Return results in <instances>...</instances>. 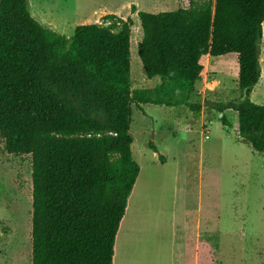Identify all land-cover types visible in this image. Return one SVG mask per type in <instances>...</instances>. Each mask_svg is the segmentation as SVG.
I'll return each instance as SVG.
<instances>
[{
	"label": "trees",
	"instance_id": "trees-1",
	"mask_svg": "<svg viewBox=\"0 0 264 264\" xmlns=\"http://www.w3.org/2000/svg\"><path fill=\"white\" fill-rule=\"evenodd\" d=\"M136 17L138 58L162 93L191 94L205 57H236L240 100L217 111L233 110L241 142L264 153V106L249 101L260 78L264 0H189L187 8ZM103 19L109 24L76 26L68 40L36 21L27 0H0V138L8 154L31 160L30 264H112L139 173L132 105H177L132 91V20Z\"/></svg>",
	"mask_w": 264,
	"mask_h": 264
},
{
	"label": "rangeland",
	"instance_id": "rangeland-1",
	"mask_svg": "<svg viewBox=\"0 0 264 264\" xmlns=\"http://www.w3.org/2000/svg\"><path fill=\"white\" fill-rule=\"evenodd\" d=\"M27 2L36 21L68 40L76 26H106L109 23L103 18L107 15L122 20L130 18L132 91H149L153 100L177 103L173 107L132 105L131 155L141 168L133 197L135 200L138 195L142 201L144 192H148L145 219L152 223V231L149 235L145 233L139 253L137 249L130 262L125 257L120 264H162L171 239V213L180 202L182 185L188 190L194 188V202L199 186L202 208L214 213L209 230L216 247L215 264H264V153H256L241 142L237 114L233 110L225 109L221 114L217 111L220 105L240 100L236 57H210L205 62L204 79L186 95L158 90L160 78L147 79L137 55L142 31L136 13L187 8L189 0ZM131 7L135 12H131ZM259 49L261 75L249 101L264 106V21ZM195 105L198 111L191 108ZM222 115L228 122L226 126L219 120ZM149 143L157 153L149 149ZM207 194H210L209 202ZM30 232V156L8 154L0 138V264L31 263Z\"/></svg>",
	"mask_w": 264,
	"mask_h": 264
},
{
	"label": "crops",
	"instance_id": "crops-1",
	"mask_svg": "<svg viewBox=\"0 0 264 264\" xmlns=\"http://www.w3.org/2000/svg\"><path fill=\"white\" fill-rule=\"evenodd\" d=\"M209 58V56L205 57V62ZM140 174L141 168L139 166L138 176L127 198L124 214L115 235L112 264L122 263L125 257L130 262L133 256H136V250L138 249L139 253L141 245L144 244L141 240L145 233L149 235L152 231V223L146 222L145 219L148 208L145 201L148 192H144L142 196L144 200L142 198V201L138 200V195L135 200L133 197ZM184 181L182 183L186 184ZM181 188L183 193L180 195V202L171 213V239L169 248L163 254L164 261L162 264H215L216 247L209 230V224L214 222V213L202 208V194L199 186L197 187L196 202H194V194L192 193L194 188L188 190L183 185ZM189 191L191 193H188ZM209 197L210 194H207L208 202ZM189 199L191 200L189 201ZM209 206L210 203H208L207 209ZM155 223L157 225V221Z\"/></svg>",
	"mask_w": 264,
	"mask_h": 264
}]
</instances>
